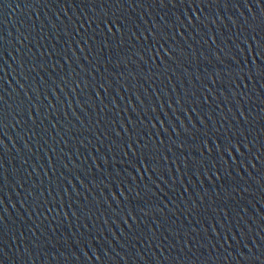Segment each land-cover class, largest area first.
<instances>
[{
	"label": "water",
	"instance_id": "water-1",
	"mask_svg": "<svg viewBox=\"0 0 264 264\" xmlns=\"http://www.w3.org/2000/svg\"><path fill=\"white\" fill-rule=\"evenodd\" d=\"M90 9L99 12L100 6L87 0H0V95L7 116L0 132L6 177L0 185V264H248L242 257L255 249L252 240L264 246L256 235H264V186L257 185L256 170L243 166L239 154H224L226 137L241 132L255 145L254 154L264 153V75L256 67L264 57L253 53L244 61L236 48L244 39L237 34L245 18L251 19L243 0L236 8L199 0L165 9L121 5L119 19L127 27L120 29L125 43L119 51L128 59L119 66L113 54L119 35L111 52L98 57L107 35L104 24H85L92 40L89 46L77 44V18L83 20ZM185 15L192 26L177 24L176 44L168 41L183 45L186 55L180 60L167 48L157 52L150 38L129 48L134 42L127 34L135 25L147 36L144 30L152 24L170 26L177 18L186 21ZM108 16L113 18L111 10ZM107 27L115 31L120 23ZM22 35L28 39L17 42ZM144 45L155 58L146 63L133 54ZM72 81L80 88L72 91ZM128 145L134 156L124 155ZM241 151L249 155L242 146ZM220 157L228 160L227 171L193 166ZM252 163L264 167V160ZM145 185L156 195L144 196ZM136 190L144 199L126 201ZM225 200L227 217L213 211ZM128 212L131 231L123 222ZM186 245L192 248L187 256Z\"/></svg>",
	"mask_w": 264,
	"mask_h": 264
},
{
	"label": "snow or ice",
	"instance_id": "snow-or-ice-1",
	"mask_svg": "<svg viewBox=\"0 0 264 264\" xmlns=\"http://www.w3.org/2000/svg\"><path fill=\"white\" fill-rule=\"evenodd\" d=\"M188 0H87L88 4H91L93 6H96L97 4L100 6V11L99 12H95L92 11L91 9V14L89 15H85L83 17V20H80L79 18H77V20L79 21V27L75 28L74 31L76 33V36H79L80 39L77 40V44H85L89 46V41L92 40V37L88 36V29H86L84 27L85 24H88L89 28L92 27L93 24H96V27L99 28L100 24H104L105 28H106V32L107 35L105 36L104 40L101 41V47H100V54L98 55L99 58H103V53L105 50H109L111 52L112 50V41L115 40V37L117 35L120 36V41L118 44H116V51L113 53L116 59V65L119 66L123 61L127 60L128 57L125 54V56L121 57L120 55V51L119 49H121L122 45L125 43V39H124V33H121L120 29L121 28H126L127 25H125L123 22L120 21L119 16L123 15V12H118V10L120 9L121 5H125L130 7L132 3H136L137 6H139L140 4L143 3H150L152 6H156L159 7L160 9H165L168 8L169 6L175 7L178 4H183V3H187ZM197 0H192V3H196ZM200 3H207V4H213V5H219V4H224L225 6H227L228 4H231L233 8H236L237 4H241V0H199ZM57 3H59V0H57ZM249 5H251V7H249ZM262 5H264V0H243V6L246 7L248 9V12L251 16V19H247L245 18V26L240 30V32H238L237 34V39H239V36L242 34L243 35V40L241 41L240 45L236 44V48H237V52L243 56L244 61H246L248 59L249 56H251L253 53H255L256 57H264V7H262ZM238 9V8H237ZM254 9H258L259 12L257 14L256 11H254ZM108 10H111V15L113 18H109L108 16ZM65 15H67V13L65 12ZM183 15V14H182ZM184 17H186V21L185 19L183 20H179V18H177V23L172 24V25H165L163 27H157V25L154 23L151 25V28L145 29L144 31H146L148 33L147 36L144 35L143 31H140L139 25H135L136 31H131V29H129L128 31V40L134 42L133 44L129 45L130 49H133L134 45H139L140 41L142 40H148L149 38L152 40L153 44L156 45V51L159 52L160 50L167 48L169 52L172 53V57H175L176 60H180L181 58H183L186 55V50L184 49L183 45H179L178 47H173L172 45H170L168 43L169 40H171L173 42V44H176V31H179V29H177L176 25L179 24L181 26H183L185 24V22L191 25V20H189V18L185 15ZM194 19L197 21H200V17H196L194 16ZM71 17H69V20L71 21ZM161 19L163 20L164 17H161ZM231 19V18H230ZM99 21V24H97L96 22ZM120 23V28H117L115 31H113V28H108L107 25L111 24L113 26H115V24ZM212 23L215 24L216 20L213 19ZM233 23H235V21H233ZM68 26L65 25V28H67ZM81 29H83V31H81ZM169 31H172L173 34L169 35ZM184 31H187V29H184ZM81 32H83V35H81ZM68 34V33H66ZM93 34L95 35V29L93 30ZM17 42H22V40H27L28 37L27 36H18L17 38ZM231 39V38H229ZM235 43V41H233ZM249 42H251L249 44ZM94 43V41H93ZM213 45L216 43L215 40L212 41ZM191 47V46H189ZM85 49L84 48H80V51L83 52ZM17 51H19V49H17ZM89 51H91V48L89 47ZM144 52L145 55L147 56V60H145V55H141L140 53ZM151 51V46L150 45H144L140 50L138 51H133V54L135 56L139 57V60L146 63L148 60H154L155 58L150 54ZM165 56L167 57V53H165ZM172 57H167L168 59H172ZM233 59V61H240L239 57L237 56H232L230 57ZM13 59L15 60L16 58L13 57ZM0 60H2V57H0ZM91 62V61H90ZM99 62V59L98 61ZM108 64H111L112 61V55L110 54L109 57L107 58L106 61ZM6 63V61H5ZM21 66L23 65V60L21 59L20 61ZM65 63H67V60H65ZM161 63H163V61H161ZM253 63H255V61H253ZM41 67H43V65H41ZM256 67H258L260 69V72L262 75H264V62H262L260 65H256ZM97 71H99V69H96ZM3 71V66L0 65V72ZM105 71H107V68H105ZM0 80H3V76H0ZM62 83H68V81L66 80H62ZM74 88L72 89V91H75L76 89L80 88V84L72 81ZM17 83L19 84V82L17 81ZM213 83H215V81H213ZM101 88H104V84L100 85ZM20 88L21 90H23L24 85L20 84ZM63 90V89H61ZM27 95V94H25ZM196 94L193 92L192 96H195ZM242 97V96H241ZM243 98V97H242ZM27 99L30 101L32 99L31 96H27ZM139 99V98H138ZM196 102L195 99H188L187 103L188 104H194ZM3 103H4V98L3 95H0V132H2L3 128L6 125L7 122V116L3 111ZM177 104H181V101L178 99L176 100ZM191 111H196L195 108H191ZM153 111H155V109H153ZM20 113L17 112V115H19ZM39 114V113H37ZM241 117L243 118V113L240 114ZM13 119L15 120V118L13 117ZM208 119H211V116H208ZM129 123H131V121H129ZM201 125H205V120H200ZM15 124H20L19 120H15ZM53 128H55V125H52ZM123 127V126H121ZM154 127V126H153ZM193 128H195V125H193ZM189 132V130L186 128V132L185 134H187ZM35 135V133H33ZM125 134H127V130H125ZM117 136H119V133H116ZM204 135H207V132L204 133ZM241 137H243V142L241 140ZM226 139L229 141L227 147L224 149V154L226 156L231 157L233 151H235V153L239 154L242 158H243V166L245 164L250 165V167L254 170H256V174L259 176V181L257 182V185L260 186H264V167L257 169L256 164H253L252 161L256 160V161H261L264 160V153H253V149L255 147L254 144H252V142L248 141V136L245 135L243 132L237 134H232L231 136L226 137ZM253 139H255V137H253ZM232 140H235V143H232ZM91 143V142H89ZM161 143H163V141H161ZM251 145V146H250ZM241 146L243 147L244 150H246V152L249 155L245 154V151H241ZM129 148L128 152H125L124 155L128 156L129 154L131 155H135V153H131V147L132 145H128L127 146ZM206 147V146H205ZM220 146H217V149H219ZM261 147H264V144H261ZM231 149V151H228V149ZM5 149V146L3 144L2 141H0V150ZM97 152L100 151V149H96ZM109 151H112V149L110 148ZM169 151H171L169 149ZM201 156H203V153H201ZM222 161L221 167L217 168L216 164L220 163ZM233 163H235V160H233ZM210 165L211 168H215L217 172H220L221 169H223L224 171H227V169L224 168V165H228V168L230 167V165L228 164V160H224L223 157H220V160L217 161L215 160V158H213V162H205V163H201V164H195L194 165L196 167V171H200L201 167H208ZM185 167H188L187 164H185ZM245 171H248L247 168L244 167ZM177 171H179V169H177ZM145 172H147V169H145ZM228 175L232 176L231 173L228 171ZM249 176L252 178V174L249 173ZM216 180H219L220 177L219 176H215ZM6 179V177L4 176V170H3V165L0 164V185L3 184L4 180ZM151 179V178H149ZM132 180H135V177H132ZM141 180H143V177H141ZM166 182V181H165ZM123 183V181H121V184ZM155 187L159 188L160 185H155ZM2 190V189H0ZM129 192L133 191V188L131 186H129L128 188ZM185 191H187V189H185ZM237 191V188L234 187L232 188V196L231 198L234 199L233 197V193H235ZM143 192H144V196H148V194L150 193L151 196H155L156 193L151 191V187H148L147 185H145V187L143 188ZM243 192L247 193L248 192V188L245 187L243 189ZM123 194V193H122ZM144 196H141V191L140 190H136L135 192V197L134 198H129V197H125L126 201L129 200H136L137 198L140 199H144ZM216 198L218 200L221 199V194L217 193L216 194ZM3 204V201H0V205ZM239 204V203H238ZM13 207H15L13 205ZM165 207H167V205H165ZM228 207V203L225 200L223 206H221L220 204H217L216 208L213 209L214 212H216L217 214L219 213H223V215L225 217H227L229 215V212L224 211L225 208ZM192 210H195V207L192 206ZM75 215V214H73ZM144 215H147L146 212H144ZM128 216H132L131 212L126 213L125 219H124V224L127 225L128 229L131 231V229L134 227V224H129L127 217ZM134 219V218H133ZM240 219H243V217H240ZM3 220V216H0V221ZM135 220V219H134ZM261 222H264V219H262ZM35 227H40V225H35ZM161 227H163V225H161ZM29 231L32 232L31 229H29ZM33 236H35V232H32ZM185 236H187V234H184ZM257 236H259V240L260 242H264V235H260V233L256 234ZM189 244L191 243V241L188 242ZM252 244L255 245V249L253 248H249L248 252L249 255H247L246 257L243 256L242 258L246 261H248V264H264V246H261V243H258L256 239L252 240ZM36 247H39V243L37 242V244L35 245ZM46 246V245H45ZM187 247V245L185 246ZM203 247V246H201ZM247 247V245H246ZM183 250V249H182ZM199 251V249L197 250ZM25 252L30 254V249L28 247L25 248ZM192 252V248L191 247H187V252L185 253V255L187 256V253H191ZM259 253V254H257ZM4 255V249L3 247H0V256ZM105 255H108V253H105ZM96 260L100 261L101 257L99 255H96ZM121 259H125V257H121ZM233 259H235V257H233Z\"/></svg>",
	"mask_w": 264,
	"mask_h": 264
}]
</instances>
